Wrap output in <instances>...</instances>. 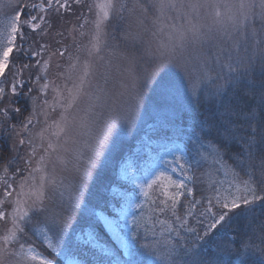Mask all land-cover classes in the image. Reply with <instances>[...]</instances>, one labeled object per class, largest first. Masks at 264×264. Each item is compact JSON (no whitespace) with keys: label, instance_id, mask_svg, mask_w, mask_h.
<instances>
[{"label":"snow or ice","instance_id":"obj_1","mask_svg":"<svg viewBox=\"0 0 264 264\" xmlns=\"http://www.w3.org/2000/svg\"><path fill=\"white\" fill-rule=\"evenodd\" d=\"M9 3L0 264H264V0ZM118 26L149 67L109 45ZM141 111L165 129L164 154L143 169L121 160L109 185L119 199L98 211L95 172ZM236 215L242 231H221Z\"/></svg>","mask_w":264,"mask_h":264},{"label":"rangeland","instance_id":"obj_2","mask_svg":"<svg viewBox=\"0 0 264 264\" xmlns=\"http://www.w3.org/2000/svg\"><path fill=\"white\" fill-rule=\"evenodd\" d=\"M15 11L16 9L14 5L9 3V0H0V22H6L15 14ZM67 18L74 21L75 16L69 15ZM110 30L111 28L109 29V38L114 35L117 37L114 43L120 45H113L110 40L109 45L118 46V48L123 51L135 52L137 56V71H141L143 68L151 65V58L145 54L140 45H136L135 48H132L123 40V29L121 27H117L118 32H111ZM117 39H119L118 42L116 41ZM112 41L114 40L112 39ZM69 43H71V40ZM223 46L225 48L228 47L226 44ZM216 50L217 49L215 47L210 48V52H216ZM13 56H15V53H13ZM113 62L126 66V61L124 60H114ZM60 63L63 64L64 61L61 60ZM100 70H103L102 67ZM33 71H35V69H33ZM196 118L199 119L197 115ZM178 120L179 121H177V123H184L185 125L191 124L192 122L190 114L183 115ZM157 128L162 129L159 122L157 121L154 123L153 119L148 114L141 111L136 122L135 131H130L127 127L117 129L118 135L114 137V146L112 147L111 158L106 165H103L101 168L96 170L95 179L91 185L90 199L94 205H98V211H111L112 207L116 203V200L119 199L117 196L116 200H113L112 197L115 194L111 192L109 185L117 179V165L121 162V160L131 159L139 168L143 169L158 159L159 156L164 154L163 145L168 143V141L163 139H149L147 137L150 135V129ZM163 131H165V129H163ZM188 131H191V129L189 128ZM149 147L153 150L150 154L151 158H149V155L147 154V149ZM201 171H203V169ZM218 178L224 179L222 174ZM68 179L71 180L72 176L69 175ZM199 188L200 186H198V190L196 192L197 198L201 195ZM223 229H221V231H223ZM257 243H259V241H257Z\"/></svg>","mask_w":264,"mask_h":264},{"label":"trees","instance_id":"obj_3","mask_svg":"<svg viewBox=\"0 0 264 264\" xmlns=\"http://www.w3.org/2000/svg\"><path fill=\"white\" fill-rule=\"evenodd\" d=\"M75 20V18H74ZM111 32L113 31V29L110 30ZM114 32H118L117 28L114 30ZM117 37H115L116 39ZM115 39H113L114 41H112V37L109 38L110 42H112L113 45H120V44H115ZM117 42L119 41V39L116 40ZM70 42V40L68 41V43ZM212 113V109L205 105L204 107L200 108L196 115L198 116L199 119H205V118H209L211 116ZM179 121V120H177ZM149 139L153 138V139H163V140H167L165 138V131H163V129L157 128V129H150V135L147 136ZM239 211V210H238ZM255 212L257 213V216L259 219H264V208H261L260 206H256L255 208ZM244 217L243 215H236L233 217V219L231 220V222H229L223 229V231H227L229 233H233L235 234L238 231H242L243 227H244ZM102 238L103 239H108L107 236H105L103 233H101Z\"/></svg>","mask_w":264,"mask_h":264}]
</instances>
